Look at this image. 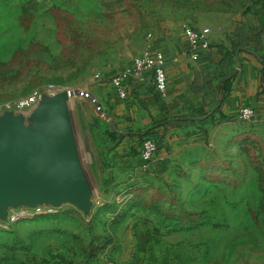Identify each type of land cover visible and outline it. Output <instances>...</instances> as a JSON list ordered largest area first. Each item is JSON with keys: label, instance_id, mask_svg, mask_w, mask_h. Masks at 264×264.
I'll use <instances>...</instances> for the list:
<instances>
[{"label": "rangeland", "instance_id": "obj_1", "mask_svg": "<svg viewBox=\"0 0 264 264\" xmlns=\"http://www.w3.org/2000/svg\"><path fill=\"white\" fill-rule=\"evenodd\" d=\"M245 1L0 0V104L51 83L71 94L63 104L82 147L90 197L86 210L68 204L59 210L73 214L68 224L82 228L81 234L62 233L61 226L43 216L0 230V264H32V251L46 250L54 242L63 250L43 251L37 264H56L60 256L67 261L65 247L71 246L76 251H68L77 262L106 264L112 243L97 255L93 249L109 238L116 240V231L125 239L130 235L124 248L145 264H241L264 226V139L254 130L227 137L222 127L206 138L205 148H183L177 159L162 164V139L146 134L143 139L156 141L157 153L143 169L138 154L115 156L123 141L120 131L127 128H118L122 122L113 115L122 105L104 80L176 11L192 14L197 4L236 6ZM42 104L23 111L3 106L0 117L7 113L32 125L30 116ZM214 122L218 128L220 123ZM86 132L97 147L95 157ZM136 141L137 148L130 147L135 152L141 143ZM103 231L108 233L101 236ZM133 239H142V248L132 245Z\"/></svg>", "mask_w": 264, "mask_h": 264}, {"label": "crops", "instance_id": "obj_2", "mask_svg": "<svg viewBox=\"0 0 264 264\" xmlns=\"http://www.w3.org/2000/svg\"><path fill=\"white\" fill-rule=\"evenodd\" d=\"M185 11H176L173 14L175 17L161 23V28L158 27L154 32L156 35L150 32L142 49L132 59L123 61L104 80L109 84L113 74L132 66L134 58L147 50L160 49L165 54L168 76L166 97L157 92L150 73L127 80L128 96L125 99L120 98L112 88L116 93L114 101L122 105L113 116L122 122L118 128H127L120 131L123 141L115 156L122 154L131 157L130 147L136 146L138 139L133 133L138 131L156 134L162 139L158 157L159 161L162 160L160 163L165 160L173 162L183 148H205L206 138L215 136L222 127L228 131L227 137H231V132L240 136L254 130L264 139V0H249L236 6H206L203 3L195 5L192 14L183 13ZM183 23L211 29V45L197 59H192L188 52L181 30ZM227 79L230 85L224 96L223 85ZM245 106L255 110V118L251 122L239 117L240 109ZM213 121L220 123L218 128ZM65 204L74 205L64 203L62 206ZM12 208L15 207H9L7 212ZM51 219L53 224L61 226L59 229L62 233L68 231L81 234L82 228L71 229L68 224L71 217ZM108 232L103 231L101 236ZM115 234L118 238L107 247L105 258H110L114 264H145V260L130 254L131 249L129 251L124 248L125 244L130 245V235L125 239L118 231ZM131 242H136V239ZM137 243L142 248L143 240L139 239L132 245ZM55 249L57 252L54 253H58L63 247L57 242L48 243L46 250L34 249L32 255L39 258L45 251L47 254ZM65 249L76 251L74 246ZM68 250L66 259L70 264H94L91 261L77 262ZM241 258V264H264V226L258 230L254 249H248L247 254ZM111 261H106V264Z\"/></svg>", "mask_w": 264, "mask_h": 264}, {"label": "water", "instance_id": "obj_3", "mask_svg": "<svg viewBox=\"0 0 264 264\" xmlns=\"http://www.w3.org/2000/svg\"><path fill=\"white\" fill-rule=\"evenodd\" d=\"M68 98V91L43 96L32 125L7 113L0 117V218L9 207L23 205L89 206L82 147L63 104Z\"/></svg>", "mask_w": 264, "mask_h": 264}, {"label": "built area", "instance_id": "obj_4", "mask_svg": "<svg viewBox=\"0 0 264 264\" xmlns=\"http://www.w3.org/2000/svg\"><path fill=\"white\" fill-rule=\"evenodd\" d=\"M182 35L187 45L188 52L192 59H197L202 51L209 49L211 45V29L208 27H196L194 25L183 23L181 26ZM165 54L162 50L145 51L134 58L132 66L125 67L113 74L109 78V84L114 88L119 97L122 99L127 98L128 92L126 82L131 77H142L146 73L152 74L153 82L157 92L166 97L168 94V76L165 70ZM101 78L100 74L96 75ZM63 89L56 84H46L40 88L31 91L29 94L15 99L11 103L0 104V112L3 106L11 108L16 111L28 110L34 107L43 96H54L61 92ZM255 116L253 107L245 106L239 111V117L242 120H249ZM157 143L151 138H145L139 149V158L143 169H148L153 160L156 158ZM61 207H56L51 204H37L35 206H19L12 208L6 218H0V230H9L13 225L19 221L29 218L51 215L59 212ZM57 264H64L59 262ZM107 264H114L109 262Z\"/></svg>", "mask_w": 264, "mask_h": 264}, {"label": "trees", "instance_id": "obj_5", "mask_svg": "<svg viewBox=\"0 0 264 264\" xmlns=\"http://www.w3.org/2000/svg\"><path fill=\"white\" fill-rule=\"evenodd\" d=\"M229 85H230V80L229 79H227L226 81H225V83H224V85H223V90H225V93H224V96L226 95V91L228 90V87H229ZM136 134H138L140 137L138 138V140H140V141H138V142H142L145 138H147V137H144V139H143V136L144 135H146V133L145 132H141V131H138V132H136ZM85 138H86V140H87V142H88V147H89V150L91 151V153L93 154V156L95 157L96 156V153H97V147H96V145H95V142H94V139H93V137L90 135V134H87V132L85 133ZM141 144V143H140ZM135 148H136V146H135ZM130 154H133V155H136V154H139V151H137V149H136V152H135V150H131L130 151ZM123 215H119V219H118V221L117 222H115L114 224H117V223H120V221H121V219H122V217H124V215H125V212L124 213H122ZM43 217H45V218H58V217H74L73 216V214L70 212V211H62V212H58V213H55V214H51V215H43ZM182 219H184V218H182ZM114 222V221H113ZM111 242H112V239H107V241H105V242H101L100 243V246L99 247H93L94 249H93V253L95 254L96 253V255H97V253H99L100 251H102V250H104V249H106V247L109 245V244H111ZM99 244V243H98ZM98 249L97 251L95 250V249ZM91 256V255H90ZM32 260L30 261L32 264L34 263V264H37V258H34V256L32 255ZM55 259H57V257H54ZM61 258H63V256H60L59 258H58V260L56 261V264L57 263H59V262H63L64 264H70L68 261H62V260H60ZM55 259H53V260H55Z\"/></svg>", "mask_w": 264, "mask_h": 264}, {"label": "bare ground", "instance_id": "obj_6", "mask_svg": "<svg viewBox=\"0 0 264 264\" xmlns=\"http://www.w3.org/2000/svg\"><path fill=\"white\" fill-rule=\"evenodd\" d=\"M68 95H69V97H71V94L70 93H68Z\"/></svg>", "mask_w": 264, "mask_h": 264}]
</instances>
